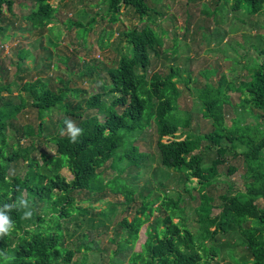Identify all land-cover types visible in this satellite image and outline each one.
<instances>
[{"label": "trees", "instance_id": "1", "mask_svg": "<svg viewBox=\"0 0 264 264\" xmlns=\"http://www.w3.org/2000/svg\"><path fill=\"white\" fill-rule=\"evenodd\" d=\"M35 1L31 13L34 26L51 24L59 7L54 0ZM106 1L113 22L119 19L123 7H129L140 21L147 17L154 25L158 23L152 18V13L158 12L147 0ZM217 2L220 3L214 11L230 8L251 15L264 12V0ZM14 3V0H0V33L6 30L2 26L4 8L12 13ZM124 35L130 45L128 53L121 56L115 67L107 69L109 83L103 85V92L89 97L87 109H97V115L84 117L80 113L81 106L69 102L68 94L79 97L83 90L55 91L41 78L28 83L25 89L32 100L31 106L40 116L37 128L14 125L13 121L27 106L25 99L0 108V215L8 220L6 230L0 231V264H77L74 259L78 255L83 256L82 264H86V255L94 250L95 241L87 240L89 235L83 234L80 247L69 249L67 235L73 239L76 233L70 234L63 222L75 215L89 223L94 219L89 217L90 209L77 205L71 194L109 189L122 194L125 205L135 201L139 188L134 182L151 158L150 153L141 151L137 140L142 131L153 126L158 134L161 165L184 174L187 191H200V204L195 208L200 227L194 231L186 217H182L185 208L180 204L181 199L169 196L162 199L157 195L153 198L151 191L143 197L141 208L131 221L123 218L119 222L124 236L120 241L111 240L118 245L113 254L118 256L129 250L127 264H210L213 257L225 251L236 264H264V205L259 204L260 199L264 200V127L251 128L243 122L245 113L259 122L264 120V46H253L255 54L246 53L247 60L242 64L237 61L250 74L249 80L226 87L228 80L223 75L217 93L212 94L209 90L213 83L206 86L209 88L195 84L203 116L211 120L209 132L195 134L185 130L190 128V115L178 116V84L185 80L180 68L170 66L169 72L163 74L149 72L152 53L158 56L163 51L161 34L152 24L144 23L140 28L135 26L125 31ZM231 89L241 92V114L237 111L233 124L228 126L225 116ZM2 92L0 89V95ZM103 95L112 96L109 104L103 100ZM55 111L66 114L59 120L58 132L48 138L56 153L54 156L42 153L37 160L33 157L34 138L44 136L45 117ZM78 113L81 120L76 128L82 131L72 140V131H64L70 126L68 117ZM99 114H104L103 121ZM137 129L140 133L132 136ZM8 130L15 134L9 135ZM15 138L16 141L11 142ZM24 139L31 140V146L24 147L21 144ZM212 148L216 149V157L206 164L204 153ZM231 153L244 160L245 189L233 191L230 187V191L220 196L221 211L213 214L216 204L207 190L223 175L220 166L227 163ZM21 161L27 163L25 175L11 177L12 165ZM106 168L113 170L116 176L104 183L102 172ZM228 169V175L237 172L235 166ZM62 170H67L73 179L68 180ZM125 173L133 178L132 183L121 177ZM194 181L196 184H189ZM38 209L44 216L37 213ZM162 211L166 215L156 218L154 225L147 229L140 252H131L141 227L151 221L155 212ZM175 219L179 221L175 223ZM221 232L239 234L246 255L238 259L235 252L227 248L228 242L219 244ZM119 263L121 261L116 259L113 262Z\"/></svg>", "mask_w": 264, "mask_h": 264}, {"label": "rangeland", "instance_id": "2", "mask_svg": "<svg viewBox=\"0 0 264 264\" xmlns=\"http://www.w3.org/2000/svg\"><path fill=\"white\" fill-rule=\"evenodd\" d=\"M147 1L158 12L152 13V18L158 22L157 25L147 17L140 21L134 9L129 7H123L119 19L113 22L106 0H54L53 3L59 9L52 23L47 26H34L32 22L31 13L36 6L35 0H14L12 13L4 8L2 26L6 30L0 33V89L3 91L0 95V108L5 104H19L21 98L27 103L13 121L14 125L17 128H37L40 123L39 113L31 106L32 100L25 91L28 83L35 82L37 78H41L55 91L66 88L83 90L79 97L68 94L69 102L75 106L80 105V113L84 117L97 115V109H87V103L89 97L103 92V85L109 83L107 69L115 67L121 56L128 53L130 45L124 35L125 31L150 23L161 34L164 43L163 51L158 56L153 53L151 55L150 74L154 71L167 73L170 66L180 68L185 80L178 84V116L190 115V128L185 129L186 132H209L211 120L203 116L195 84L199 85V88H209L206 86L213 83L215 88L211 85L209 90L212 94L217 93L216 88L223 75L228 80L227 84L224 83L226 87L233 86L232 83L249 80L250 74L241 68L237 61L242 64L247 60L246 53L255 54L253 46H264V12L251 15L230 8H218L214 11L220 3L217 0ZM91 25L92 28L89 27ZM175 43L178 44L177 47ZM228 92L230 102L226 104L225 121L231 126L237 111L240 113L241 92L235 89ZM112 99L111 95H103L106 104ZM48 112L50 111L46 113ZM79 115L78 113L77 116L68 117L70 126L64 133L71 132L78 126L81 120ZM65 116L64 112L55 111L45 117L44 136L34 138L35 159L40 160L42 153L55 155V146L48 138L58 132L59 120ZM99 117L103 121L104 114H99ZM243 117L244 124H250L251 128L264 127V120L259 122L256 117L246 113ZM8 132L9 135L15 134L10 130ZM138 133L139 129L133 132L132 136ZM157 137L153 126L142 131L137 140L141 151L150 153L151 158L144 164L142 175L134 182L139 191L135 201L129 205L124 204L122 194H115L109 189L97 193L83 190L71 194L77 205L90 209L89 217L95 220L89 223L88 220L84 221L82 216L75 215L63 222L70 234L76 233L73 239L67 235L69 249L77 250L80 247L83 234L89 235L87 240L95 241L94 250L86 255V264H113L115 259L121 261L119 264L128 263L129 250L121 255H114L118 245L111 240L120 241L124 231L119 227V222L123 218L131 221L136 210L141 208L143 197L151 191L154 193L153 198L157 195L162 199L167 196L175 200L181 199L180 204L185 208V216L182 217H186L187 224L194 228V231L200 227L195 212V208L200 204V191H187L184 174L161 165ZM14 141L16 138L11 142ZM21 144L24 147L31 146L32 141L24 139ZM228 156L227 163L220 166L223 175L207 190L216 204L213 214L221 211L220 196L230 191V187L233 191L245 189V164L242 156H235L233 153ZM215 157V148L204 153L206 164H210ZM228 166H235L237 172L228 175ZM26 171L27 163L21 161L12 165L10 176L23 177ZM62 174L68 180L73 179L67 170H62ZM115 176L114 171L109 168L102 172L104 183L113 180ZM121 177L129 183L133 182V178L127 173ZM259 204L264 205V200L260 199ZM37 213L43 215L41 209H38ZM163 214L166 215L164 211L155 212L151 221L141 227L139 238L131 252H140L146 240L147 229L154 225L156 218L163 217ZM178 221L179 219L174 220L175 223ZM218 238L219 244L228 242L227 248L233 250L238 259L246 255L245 244L239 234L221 232ZM212 259L210 264H236L225 251ZM74 261L82 264L83 256H76Z\"/></svg>", "mask_w": 264, "mask_h": 264}, {"label": "clouds", "instance_id": "3", "mask_svg": "<svg viewBox=\"0 0 264 264\" xmlns=\"http://www.w3.org/2000/svg\"><path fill=\"white\" fill-rule=\"evenodd\" d=\"M82 131V129H79V128H74V129H72V140H73V138L75 137V135L77 134V133H79V132H81ZM7 224H8V220H7V218L6 217H4V216H2V215H0V231H4V230H6V226H7Z\"/></svg>", "mask_w": 264, "mask_h": 264}]
</instances>
